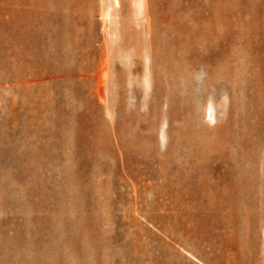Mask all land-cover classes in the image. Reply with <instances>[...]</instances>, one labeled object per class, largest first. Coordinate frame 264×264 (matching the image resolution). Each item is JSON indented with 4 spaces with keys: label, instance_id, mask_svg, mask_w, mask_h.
Wrapping results in <instances>:
<instances>
[{
    "label": "rangeland",
    "instance_id": "1",
    "mask_svg": "<svg viewBox=\"0 0 264 264\" xmlns=\"http://www.w3.org/2000/svg\"><path fill=\"white\" fill-rule=\"evenodd\" d=\"M119 2L0 0V264H264V0Z\"/></svg>",
    "mask_w": 264,
    "mask_h": 264
},
{
    "label": "bare ground",
    "instance_id": "2",
    "mask_svg": "<svg viewBox=\"0 0 264 264\" xmlns=\"http://www.w3.org/2000/svg\"><path fill=\"white\" fill-rule=\"evenodd\" d=\"M74 1L75 0H50V4H51V14H50V16H51L52 21L56 22L59 19L60 8H62V9L67 8V6L68 7L71 6V4L74 3ZM135 1L137 2L139 8L140 7L142 8L143 6H146V0H135ZM119 3H120L119 0H116V4L119 5ZM65 16H67V15H65ZM146 33H147L146 34L147 38L143 39V43H144V46H145V52H144L145 53V59H144L143 64H144L145 70L146 69L148 70V68L150 66V62H151L150 47L153 44L152 27H151V25L149 23L147 25V32ZM128 57H130V55H128ZM145 79H146V85H148L149 84L148 76H146ZM210 116H213V114L211 113ZM165 125H167V124L165 123ZM163 137H165V134L163 135ZM217 156L219 157V153H217ZM223 164H224L223 160L222 159L220 160V158H219L218 164L214 167L213 170H215V171H213V172L218 171V167L220 168ZM196 173H197V171H196ZM213 175H214V179L210 180V182H209L210 185L212 187H214V189L217 192H220V193H223V194H228L229 191H230V188H229V182L230 181H228V176H229L228 173H226V171H223L221 173L220 172L214 173ZM193 178H195V175H193ZM199 182H201V181H199Z\"/></svg>",
    "mask_w": 264,
    "mask_h": 264
},
{
    "label": "clouds",
    "instance_id": "3",
    "mask_svg": "<svg viewBox=\"0 0 264 264\" xmlns=\"http://www.w3.org/2000/svg\"><path fill=\"white\" fill-rule=\"evenodd\" d=\"M201 78H202L201 75H197V76H196V79H197V80H200Z\"/></svg>",
    "mask_w": 264,
    "mask_h": 264
}]
</instances>
